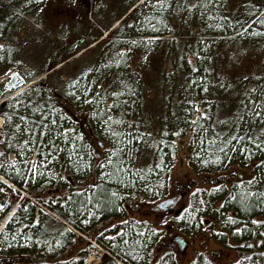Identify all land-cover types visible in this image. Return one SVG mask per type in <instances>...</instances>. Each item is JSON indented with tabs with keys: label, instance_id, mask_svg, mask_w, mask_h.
Masks as SVG:
<instances>
[{
	"label": "trees",
	"instance_id": "trees-1",
	"mask_svg": "<svg viewBox=\"0 0 264 264\" xmlns=\"http://www.w3.org/2000/svg\"><path fill=\"white\" fill-rule=\"evenodd\" d=\"M134 4L101 30L96 41L104 33L106 36L88 49L99 54L80 73L66 81L62 78L71 58L86 47L62 61L56 59L55 69L48 75L49 64L32 69L26 83L43 77L16 96L8 98L10 93H3L0 162H7V156L13 154L19 165L0 169V175L24 193L27 180L32 201L22 199L14 218L0 230V264H84L94 248L69 227L93 240L120 264H175L167 255L155 260L159 234L150 225L127 222L105 231L102 226L121 217L123 199L131 193L163 201L176 145L185 138L188 166L199 175L211 176L214 182L232 165L250 175L232 181L229 187L223 184L216 195L222 199L216 210L208 205V194L200 190L197 199L192 198L189 214L181 212V233H194L201 223L197 218L200 210L208 206L209 214L222 219L218 220L220 232L211 233V237L223 248L229 243L237 257L235 264H264V61L256 74L243 79L228 77L229 68L212 73L205 68H214L207 61L222 45L218 38H232L233 44L240 46H264V24L259 23L264 21V0H239L238 6L230 9L225 0H163V4L143 0L133 8ZM0 6L1 79L11 71L19 50V30L16 11L2 0ZM177 8L186 13L188 24L180 22L174 12ZM177 25L188 33L196 25L193 43L175 31ZM168 35L173 38L165 40ZM151 50L165 51L166 60L173 63V74L158 81L161 96L155 98L158 111L154 115L147 110L145 84L136 71L143 68ZM54 78L59 83L56 86ZM69 110L76 118L83 115L85 126L96 136L110 140L114 148L106 157L116 152L111 165L105 163L102 179L86 189L82 185L100 159L90 153L80 123ZM32 153L37 157L35 171L20 170L27 168ZM217 157L218 162H213ZM47 190L50 193L45 197ZM110 190L118 198H113ZM246 191L254 195L241 199ZM9 212L10 208L1 212L0 222ZM102 264L119 263L104 257ZM191 264L210 263L198 254Z\"/></svg>",
	"mask_w": 264,
	"mask_h": 264
},
{
	"label": "rangeland",
	"instance_id": "rangeland-1",
	"mask_svg": "<svg viewBox=\"0 0 264 264\" xmlns=\"http://www.w3.org/2000/svg\"><path fill=\"white\" fill-rule=\"evenodd\" d=\"M141 1L142 0H28L24 2L20 0H2V4L7 3V7H11L12 11L14 10L17 13V17L15 18L17 20L19 32L16 35V40L19 50L17 49V54L13 59L11 71L1 78L0 90L3 92L5 91V83L11 78H14V81L18 84V79L21 77L26 80L28 74L33 72L32 69L40 70L44 64H49L50 69L53 67L56 59L62 61L68 58L67 56H70L72 53H76V51L90 46L91 43L92 45L90 47L94 46L93 42H96V38L100 35L101 30L108 27L116 17L128 8V6L134 3L136 6ZM225 1L229 9L235 8L239 3V0ZM20 2L24 5L26 4L27 9H25ZM19 10H23V12H19ZM174 12L178 13V19L181 23L188 24V16L183 10L175 9ZM179 27L180 25L175 26V31L179 32L181 37H185L184 39L188 43H193L195 38L194 34L196 35L198 30L196 25L189 28V33L186 32L185 29H180ZM172 38V35H168L165 37V40H171ZM154 39L155 38H146L144 40ZM217 40L222 41V45L209 55L207 62H211L214 68L210 69L205 67L207 72L210 71L212 73V70L214 72L215 70L221 72L229 68L230 73L226 72V75L229 74L228 77L243 79L245 76H249L251 73L256 74L259 71L260 64L264 61V46L247 44L240 46L239 44H233L232 38H218ZM98 54V50L92 49L87 50V52L82 55L77 54L72 57L73 61L62 72L63 80L66 81L70 79L72 75H75V73H80ZM137 55L138 54H135V56L132 57L134 67L137 63ZM48 57L51 58L48 59ZM172 65V61L169 63L166 60L165 51L159 50L157 52L151 50L143 68L136 70L140 76H142L145 84L146 101L150 107L147 110L151 111V113H149L150 115H154L153 112L158 111V101L155 99L161 96L158 93V81L167 74H173ZM51 71L52 70H50V73ZM52 81L55 86L59 84L55 78L52 79ZM27 85L28 83L26 86ZM26 86L24 85L22 89ZM15 94H17V92L13 95ZM1 105L2 102H0V125L3 120L2 115L4 112ZM151 107H153V110ZM69 113L73 119L80 123V131L84 136V140L87 142L90 153H94V155L100 159L96 160L95 170L89 174L82 185V189H86L87 185L89 186L90 183L98 182L101 179L105 166L101 168L100 165H105L106 154L110 153V151H112L111 148H114V146L111 145L110 140L105 136L101 139L96 136L89 127L85 126L86 121L83 115L79 114L76 118L70 110ZM147 115L148 114L145 116ZM0 128V139H2L4 132L2 126ZM100 143H103L104 148ZM187 148L188 138L179 141L176 145L177 154L172 172L169 176L168 189L164 193L162 199H160L164 200L179 197L180 201L173 211L167 213V211L158 212L152 210L159 200H151L139 195L134 196V194L131 193L130 197L123 199L124 209L121 217L107 221L106 224L102 226L103 230H109L114 225L123 224L125 221L139 222L142 223V225H150V227L159 234L155 260L167 255L176 260L175 264H191L199 254L210 264H235L237 257L233 255L234 251L229 243L223 248L211 237V233L218 234L220 232L218 231V220L222 222V219L216 213H213V215L209 214L207 210L208 206H206V210H200L197 218L198 222L201 223L198 224L194 233L186 236L185 233L182 235L183 233L181 232L184 231V228L180 227L178 222L181 221V212H184V209L191 205L192 198L194 197L193 199H197V195L199 194V192L196 193L197 189L203 190L202 193L208 194V205L212 210H216L215 208L222 202V199L216 196L223 189L222 186H226L227 184V187H229L232 181L247 178L250 174L232 165L226 172L220 173L219 176L217 175L216 177L219 179L214 180V183L211 181V176L199 175L188 166ZM0 152L2 153L3 150H0ZM36 159V155L34 156V154H32L31 159L27 162V168H21L20 170L26 169L27 172H34L35 169H33V165L36 167ZM16 164H18L16 157L8 155L7 162H0V169L7 170V168L11 166L18 167L19 164L15 166ZM53 180L58 182L56 177H54ZM24 185L27 190L25 194L30 198L27 192L31 190V184L25 180ZM217 185L220 186L219 190L216 188ZM53 187H55V185ZM61 187H63L62 184ZM0 189H3L0 191V203H3L5 208H10V210L16 207L19 198L14 193V190L1 180ZM53 189L50 191L52 192ZM49 193L50 192L47 190L45 197H47ZM178 209H181L180 214L176 215ZM1 215L0 212V216ZM262 219L264 220V218ZM1 224L2 222H0V225ZM262 227H264V224ZM175 237L186 238L187 246L184 252H180L178 246L173 243V238ZM79 246H81V244ZM2 264H7V261H2Z\"/></svg>",
	"mask_w": 264,
	"mask_h": 264
},
{
	"label": "snow or ice",
	"instance_id": "snow-or-ice-1",
	"mask_svg": "<svg viewBox=\"0 0 264 264\" xmlns=\"http://www.w3.org/2000/svg\"><path fill=\"white\" fill-rule=\"evenodd\" d=\"M157 2L163 4V0H157ZM259 23L264 24V21H259ZM132 43L135 44L136 41H132ZM119 55L123 56L124 54H123V53H120ZM116 62L119 63V61H116ZM13 75H15V74H13ZM112 95L115 96V95H117V94H116V93H113ZM256 115H260V113H256ZM21 119L23 120L24 118L21 117ZM108 120L111 121V120H112V117H108ZM193 123H196V121H193ZM17 127L19 128V126H17ZM176 134L178 135L179 133H176ZM116 135H117V133L113 132V136H116ZM25 143H27V141H25ZM221 151H223V149H221ZM115 155H116V152L113 151V153L111 154L110 157H106L105 163L108 164V165H111V163H112V157H114ZM219 159H220V158L217 157V158H216V161H213V162H218ZM203 163H208V161H203ZM104 166H105L104 164H101V165H100L101 168H103ZM33 169H35V165H33ZM0 179H2V178H0ZM3 182H4V183H7L6 180H3ZM249 183H251V181H249ZM219 187H220L219 185L216 186L217 190H219ZM2 190H3V189H0V191H2ZM196 191L199 192L200 190L197 189ZM253 195H254V193H252L251 191H246V192L243 194V196H241V199H244L245 197H250V196H253ZM262 195H264V194H262ZM112 196H113V198H118V197H117V193H115V192L112 193ZM165 203H167V204H171L172 201H166ZM200 203H203V201H200ZM191 207H192V205H189L187 208L184 209V213H185L186 215L189 214V209H190ZM4 210H5V205H4L3 203H0V212H3ZM89 214H91V213H89ZM14 216H15V209H13V211H12V212L8 215V217L4 220V224H5V225L8 224V223L14 218ZM228 219H229V222H231L232 218L229 217ZM85 223H87V221H85ZM123 223H127V221H125V222H123ZM253 223H258V222H257V221H253ZM0 230H3V225H0ZM236 231L239 232L240 229L238 228V229H236ZM154 234H155V233H154ZM141 235H143V233H141ZM109 239H113V237H109ZM133 258H135V257H133ZM237 264H239V262H237Z\"/></svg>",
	"mask_w": 264,
	"mask_h": 264
},
{
	"label": "water",
	"instance_id": "water-1",
	"mask_svg": "<svg viewBox=\"0 0 264 264\" xmlns=\"http://www.w3.org/2000/svg\"><path fill=\"white\" fill-rule=\"evenodd\" d=\"M23 85H24L23 80H20V82L18 84H16V82L14 81V78H11L7 84V88L8 89H18L20 86H23ZM178 200H179V198L176 200L169 199V200H165L163 202H160L156 206L155 210L165 212L169 207L174 206L178 202ZM166 201H172V203L167 204V203H165ZM173 243L178 246V249L181 252L184 250V248L186 246V242L180 237L173 238Z\"/></svg>",
	"mask_w": 264,
	"mask_h": 264
},
{
	"label": "built area",
	"instance_id": "built-area-1",
	"mask_svg": "<svg viewBox=\"0 0 264 264\" xmlns=\"http://www.w3.org/2000/svg\"><path fill=\"white\" fill-rule=\"evenodd\" d=\"M99 258H100V255H95V257L92 258V260L89 261L88 264H99Z\"/></svg>",
	"mask_w": 264,
	"mask_h": 264
},
{
	"label": "flooded vegetation",
	"instance_id": "flooded-vegetation-1",
	"mask_svg": "<svg viewBox=\"0 0 264 264\" xmlns=\"http://www.w3.org/2000/svg\"><path fill=\"white\" fill-rule=\"evenodd\" d=\"M177 205H178V203H177L174 207L169 208V209L167 210V213H170L171 211H173L174 208H175ZM178 210H179V209H178ZM178 210H177V211H178ZM182 235H183V234H182ZM183 239L186 240V238H184V237H183ZM185 248H186V247H185Z\"/></svg>",
	"mask_w": 264,
	"mask_h": 264
},
{
	"label": "bare ground",
	"instance_id": "bare-ground-1",
	"mask_svg": "<svg viewBox=\"0 0 264 264\" xmlns=\"http://www.w3.org/2000/svg\"><path fill=\"white\" fill-rule=\"evenodd\" d=\"M102 176H103V175H102ZM101 179H102V177H101ZM101 179H100V180H101ZM100 180H99V181H100ZM99 181H98V182H99ZM112 193H113V191H112V190H110V191H109V194H110L111 196H112ZM24 196H25V195H24ZM74 232H75V231H74ZM74 234L76 235V234H79V233L76 231ZM115 261L117 262V260H116V259H115ZM117 263H118V262H117Z\"/></svg>",
	"mask_w": 264,
	"mask_h": 264
}]
</instances>
